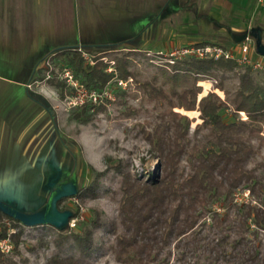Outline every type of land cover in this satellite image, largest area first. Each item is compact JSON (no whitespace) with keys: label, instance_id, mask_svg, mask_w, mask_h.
Returning a JSON list of instances; mask_svg holds the SVG:
<instances>
[{"label":"rangeland","instance_id":"rangeland-1","mask_svg":"<svg viewBox=\"0 0 264 264\" xmlns=\"http://www.w3.org/2000/svg\"><path fill=\"white\" fill-rule=\"evenodd\" d=\"M31 1L36 2L0 0L1 72L2 59L6 57L19 64L32 62L28 54L35 45L30 46V52L27 49L23 52L21 49L24 50L25 44H17V51L14 49L9 53L13 45L4 42L7 38H2L10 31V28L2 27L4 22L20 24L39 16L31 11L35 7ZM49 2L56 9L53 14L58 21L55 28L45 29L47 39L52 37L49 39L52 43L43 45L38 53V66L33 75L21 77L28 79L25 83L0 79V102L5 101L0 110L15 126L12 155L5 156L4 160L8 161L1 165L4 170L0 171V212L20 216L28 223L20 244L22 255L28 257L25 264H45L47 257L56 251L78 254L73 232L90 226L92 218L99 213L100 220L105 223L93 237L101 247L82 264H120L110 245L115 241L112 223L119 224L121 174L115 167L110 168L99 179V188L90 185L96 171L106 169L110 162L120 161L131 171H155V161L150 158V146L143 136L141 124L146 125L147 120L154 119L157 111L131 77V90L123 98L126 102L102 96L98 102H92L103 104L93 118L78 119L75 113L79 108L68 102V96L73 93L64 75V68L68 66H63L58 50L78 46L89 63L93 62L92 52L106 50L102 58L109 63L108 71L113 70L115 55L128 53L132 59L130 68L137 71V78L147 79L157 72L161 63L171 61L173 50L181 51L200 41L237 49L250 28L251 55L256 59L264 55V6L256 0H47V7ZM45 13L53 20L51 12ZM29 30L27 27L14 29L23 34ZM33 30L43 32V29ZM177 55L173 57L180 58L185 54ZM21 72L16 67L10 74L20 80ZM53 77L66 81L64 96L60 94V87L50 80ZM238 80V74L234 72L224 78L228 95L234 94ZM216 83L215 78L199 80L198 84L202 85L200 96L214 89L225 97L226 92L214 88ZM128 106L140 108V111L127 116L123 111ZM176 110L193 118L191 132L201 121L199 110ZM228 113L227 116L232 118L230 110ZM239 114L247 117L244 111ZM25 124L30 128L19 134ZM252 142L256 154L250 164L261 162L263 165L259 168L264 172V131L261 136L253 135ZM182 164H186L185 159ZM66 186L80 190V194H71L59 203L60 210L76 213L69 222L70 229L62 234L46 218L53 196ZM240 197L248 196L241 192ZM258 240L264 242V231H260ZM32 245L34 250L30 249ZM170 246L172 253L168 264L204 262V259L181 255L182 250L174 243Z\"/></svg>","mask_w":264,"mask_h":264},{"label":"trees","instance_id":"trees-1","mask_svg":"<svg viewBox=\"0 0 264 264\" xmlns=\"http://www.w3.org/2000/svg\"><path fill=\"white\" fill-rule=\"evenodd\" d=\"M58 53L63 66L70 67L87 88L101 91L110 83L118 102H124L131 82L123 88L116 78L133 77L157 111L154 119L141 124L155 171H131L120 161L110 162L106 169L96 171L90 185L99 188V179L110 168L121 174L119 224L113 222L111 226L115 241L110 246L116 260L120 264H168L174 243L182 250L181 255L204 259L201 264H264V242L258 240L264 231V172L259 168L263 164H250L256 154L252 136H261L264 131V75L231 58L186 54L171 57L173 61L161 63L150 78L139 79L137 71L130 68L128 53L112 58V71L106 70L109 63L102 58L106 50L92 52V63L85 60L78 46L64 47ZM231 72L238 74L239 85L233 95H228L224 78ZM209 78L217 80L214 88L226 92L225 97L214 89L200 96L202 85L198 81ZM50 80L64 96L66 81L56 77ZM102 105L84 102L77 106L75 115L89 120ZM176 108L200 111L201 121L192 132L193 118ZM229 110L232 118L227 116ZM139 111L128 106L123 113L130 116ZM241 111L246 118L239 114ZM184 159L186 164H182ZM246 190L248 197L238 200L237 194ZM73 194H80V190ZM69 196L63 194L57 199L59 211V203ZM75 215L70 212L61 227L49 224L65 234ZM3 218H9L16 227L12 233L15 247L10 254L0 250V264L27 263L20 244L28 225L0 212ZM104 223L96 213L90 226L73 232L79 253L56 251L45 264H82L101 247L93 235ZM3 228L6 233V224ZM34 248L32 245L30 249ZM194 263L199 264L197 260Z\"/></svg>","mask_w":264,"mask_h":264},{"label":"crops","instance_id":"crops-1","mask_svg":"<svg viewBox=\"0 0 264 264\" xmlns=\"http://www.w3.org/2000/svg\"><path fill=\"white\" fill-rule=\"evenodd\" d=\"M34 4V8L31 9L32 12H37L39 14L38 17L33 18V19H26V22H22L20 24H8L7 22L3 23V28L9 29L10 31H8V33H6V35H4L5 37L2 36V38H7L4 39L6 41H4L5 43H9L10 45H13L10 48V52H12L14 49L16 50L15 45L17 44H25V46L21 51H25V49L28 50V52H30V46L31 45H35V49H33L32 52H30V54H28V58L31 59L32 62H30V64H27L25 62L19 64L14 62V59L11 57H6L4 59H2L4 61V63H1V66L3 65V69L1 72L0 71V79L1 80H7V81H12L14 83L16 82H22L25 83L28 81V79H24V80H18L16 78H14V76H12L11 73V69L15 70L16 67H18L19 69L22 70V75H27V77H30L31 75H33V71L35 70V68H37L38 66V60H39V55L38 53L42 50L41 48H44L43 45H46L47 43H52V40L49 41V39H51L52 37H49V39H47L48 35H47V31L45 30L46 28H55L56 24L55 22H57V18H56V9H53L52 3L49 2V6L47 7V0H36V2L31 1ZM52 7V8H51ZM55 10V11H54ZM45 12H51V18L54 20V23L52 24L53 20H50L46 17V13ZM28 21V22H27ZM25 23V24H24ZM18 27H27L30 30L23 34V33H17L14 31L15 28ZM33 28H38V29H43V32H37L34 31ZM33 30V31H32ZM20 50V49H19ZM32 50V49H31ZM32 53V54H31ZM28 61V60H26ZM13 65V66H12ZM5 101H1L0 102V107L3 106L2 104H4ZM31 102L34 103V101L32 100ZM30 102V103H31ZM30 125L25 124L22 128H20L19 134L21 133H25L27 131V128ZM14 135H15V126L13 124L12 121H10L9 117H4V115H2V111L0 110V171L4 170L1 168L2 164H6L7 163V159L4 160V158H6L9 153H11L12 155V150H13V143H14ZM6 156V157H5ZM11 157V156H10Z\"/></svg>","mask_w":264,"mask_h":264},{"label":"built area","instance_id":"built-area-1","mask_svg":"<svg viewBox=\"0 0 264 264\" xmlns=\"http://www.w3.org/2000/svg\"><path fill=\"white\" fill-rule=\"evenodd\" d=\"M259 4L264 6V0H256ZM250 28H248L243 40L239 43L237 49L225 48L222 45L206 43L204 45H188L181 49V51H171L172 57H177V54H191L199 57H214V58H231L236 60L239 64L251 65L253 69L261 71L264 74V55H260L258 58L253 59L251 55L252 37L250 35ZM171 59V58H170ZM171 61H173L171 59ZM114 68V67H113ZM65 77L72 88V94L68 96V102L71 106H78L87 100L92 102H98L102 99V96L114 98L115 94L110 87V83H107L101 91L97 89H89L84 84L80 83L75 77L70 68L65 67ZM112 70V66H110ZM118 84L123 88L131 80L116 78ZM89 96V99L87 98ZM248 196V190L244 191ZM238 200L239 194H237ZM6 224V233H3V227ZM16 231V227L13 226L12 221L9 218L0 219V250L3 253L10 254L14 250L15 242L12 237V233Z\"/></svg>","mask_w":264,"mask_h":264},{"label":"water","instance_id":"water-1","mask_svg":"<svg viewBox=\"0 0 264 264\" xmlns=\"http://www.w3.org/2000/svg\"><path fill=\"white\" fill-rule=\"evenodd\" d=\"M74 192V190H71L68 186L64 187V189L58 190L56 194L53 196L51 201V209L47 213V221L61 227L65 225V222L67 221V218L70 214V211H59L57 208V199L61 197L63 194L71 195ZM12 214V213H8ZM13 215V214H12ZM17 218L21 219L22 217L16 216ZM25 222V221H24ZM27 223V222H26ZM28 225V223H27Z\"/></svg>","mask_w":264,"mask_h":264},{"label":"flooded vegetation","instance_id":"flooded-vegetation-1","mask_svg":"<svg viewBox=\"0 0 264 264\" xmlns=\"http://www.w3.org/2000/svg\"><path fill=\"white\" fill-rule=\"evenodd\" d=\"M19 76V78H21V77H27V75L25 74V75H22V72L18 75ZM17 79V78H16ZM23 79H26V78H21V80H23ZM19 80V79H18Z\"/></svg>","mask_w":264,"mask_h":264}]
</instances>
